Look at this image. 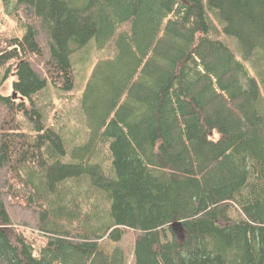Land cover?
Listing matches in <instances>:
<instances>
[{"label": "trees", "instance_id": "16d2710c", "mask_svg": "<svg viewBox=\"0 0 264 264\" xmlns=\"http://www.w3.org/2000/svg\"><path fill=\"white\" fill-rule=\"evenodd\" d=\"M3 1L27 33L0 36V70L27 102L0 92V264H131L104 245L127 231L132 264H264V75L244 63L264 62V0ZM93 40L115 52L70 151L35 96L71 92Z\"/></svg>", "mask_w": 264, "mask_h": 264}, {"label": "rangeland", "instance_id": "374dc122", "mask_svg": "<svg viewBox=\"0 0 264 264\" xmlns=\"http://www.w3.org/2000/svg\"><path fill=\"white\" fill-rule=\"evenodd\" d=\"M7 9L3 0H0V36L6 34L9 37L23 38L27 33V28L20 21L19 17L14 14V4L11 5L9 10ZM221 40L233 50L238 59L243 60L234 38L223 36ZM114 52L113 44L108 45L106 48L98 49L96 41L93 40L86 50L81 53H75L72 56V61L75 63L77 72V81L71 92H65L49 84L41 94L35 96V100L39 102L44 123L65 137L70 151L74 147L84 144L89 137V130L82 107V100L88 80L98 62L111 57ZM244 63L254 77L256 75L258 77L259 73L264 75V62H262L259 54L251 60L244 61ZM5 72V70H0V92L4 96L14 97L13 86L17 81V77L8 76L6 78ZM15 100L18 102L26 101L20 97L18 98V96L15 97ZM19 120L28 131L31 132L33 130V125L27 122L28 119L23 113L19 115ZM108 150L107 146L100 147L98 160L109 164L111 156ZM32 236L38 237L34 233ZM104 245L110 249L114 246L122 248L127 253L129 262L131 264L134 262L133 232L127 231L122 241L117 244L107 241Z\"/></svg>", "mask_w": 264, "mask_h": 264}, {"label": "water", "instance_id": "95a60500", "mask_svg": "<svg viewBox=\"0 0 264 264\" xmlns=\"http://www.w3.org/2000/svg\"><path fill=\"white\" fill-rule=\"evenodd\" d=\"M14 97H16V95L14 94ZM170 228L175 232V234L177 235V237L180 240H183L185 237V232H184V228H183V224L182 222H176L173 223Z\"/></svg>", "mask_w": 264, "mask_h": 264}, {"label": "bare ground", "instance_id": "6f19581e", "mask_svg": "<svg viewBox=\"0 0 264 264\" xmlns=\"http://www.w3.org/2000/svg\"><path fill=\"white\" fill-rule=\"evenodd\" d=\"M4 2V1H3ZM5 4V3H4ZM11 5H13V4H10V6L9 7H7L6 5V7L8 8L7 10H9L10 9V7H11ZM15 6V5H14ZM14 10V9H13ZM12 10V11H13ZM106 59V58H105ZM104 60V59H103ZM18 121L20 122V120H19V116H18ZM21 123V122H20ZM22 124V123H21ZM48 127V126H47ZM183 224V223H182ZM183 228H184V226H183ZM172 230V229H171ZM184 232H185V228H184ZM172 233H173V235L178 239V240H180L178 237H177V235L175 234V232L172 230Z\"/></svg>", "mask_w": 264, "mask_h": 264}]
</instances>
